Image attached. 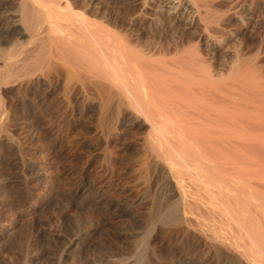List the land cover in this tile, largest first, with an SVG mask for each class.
I'll list each match as a JSON object with an SVG mask.
<instances>
[{
	"label": "bare ground",
	"instance_id": "6f19581e",
	"mask_svg": "<svg viewBox=\"0 0 264 264\" xmlns=\"http://www.w3.org/2000/svg\"><path fill=\"white\" fill-rule=\"evenodd\" d=\"M127 1L14 0L15 12H0V133L16 109L12 90L26 111L27 92L42 99L41 91L61 90L73 115L97 112L101 125L108 122L103 135L146 130L136 149L141 195L112 197L111 163L108 181L97 175L78 189L83 204L93 211L103 203L109 214L122 201H146L132 224H145L142 232L123 236H139L128 241L138 264H264L258 56L229 50L218 0H134L139 11L128 22ZM180 29L198 31L197 42L141 37Z\"/></svg>",
	"mask_w": 264,
	"mask_h": 264
},
{
	"label": "rangeland",
	"instance_id": "374dc122",
	"mask_svg": "<svg viewBox=\"0 0 264 264\" xmlns=\"http://www.w3.org/2000/svg\"><path fill=\"white\" fill-rule=\"evenodd\" d=\"M133 1H127L123 9L127 22L139 11ZM13 2L1 3L0 12L5 16L15 12ZM218 2L224 20L222 35L229 50L241 48L248 56H258L255 69H262L258 72L264 75V8L252 7L255 0ZM246 17L248 21L243 22ZM194 31L180 29L141 37L164 42L187 38L195 40V44L199 32ZM8 42L12 43L9 48L15 45L14 41ZM40 93H44L45 99H40L39 93L27 92L26 102L30 106L27 111L21 96L15 90L9 93L16 109L8 130L0 133V264H138L128 249L130 242L139 236L127 241L123 236L142 232L145 224H132H135V208L146 205V201H122L117 207L120 214L117 208L107 214L103 203L93 211L90 203L83 204L78 189L98 176H105V182L108 181L112 163L115 168L112 197L120 200L127 194L140 196L143 184L137 179L140 156L136 149L146 130H117L103 135L108 122L101 125L97 112L80 111L73 115L62 102L61 90ZM154 183L151 188L158 194ZM98 219L106 221L104 226L97 224Z\"/></svg>",
	"mask_w": 264,
	"mask_h": 264
}]
</instances>
